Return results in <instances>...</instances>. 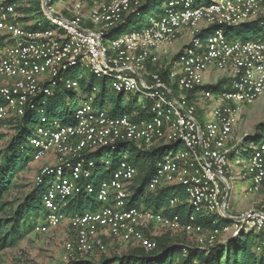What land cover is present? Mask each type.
<instances>
[{
  "label": "built area",
  "instance_id": "built-area-1",
  "mask_svg": "<svg viewBox=\"0 0 264 264\" xmlns=\"http://www.w3.org/2000/svg\"><path fill=\"white\" fill-rule=\"evenodd\" d=\"M45 19L22 21L16 5L0 0V119L36 109L42 115L47 98L60 87L79 89V81L68 72L76 67L110 79L115 93L132 94L149 102L148 116L112 115L95 106V91L87 95L74 114L73 124L58 120L36 127L30 139L33 161L52 155L56 162L44 166L35 178L54 180L43 194L45 219L36 222L35 232L47 231L68 222L74 240L65 243L63 259L107 251V238L137 243L149 250L157 241L147 230L151 224L179 229L194 239L198 248H208L245 230L264 232V205L240 215L230 210L232 166L250 177V191L264 187V138L245 149L234 143L243 105L264 94V38H231L224 29L206 41L201 32L212 25L231 27L259 21L264 25V0H168L160 16L151 17L140 29L107 38V33L125 21L146 0H69L56 11L52 0H40ZM88 22L85 26L84 23ZM190 41L173 63L165 81L149 64L159 62V52L181 34ZM177 65V67H175ZM226 73L221 88H209L211 72ZM204 100L209 118L203 125L196 115ZM132 141L138 147L180 141L183 148L156 163L148 189L182 185L193 209L183 223L178 215L168 217L144 206H129V187L138 170L124 155L108 179L96 187L89 182L95 168L108 166L110 158L89 157L99 149H115ZM93 195L99 207L66 213L63 203L81 190ZM178 202L170 198V205ZM217 215L211 229L197 222L198 216ZM226 214L229 215L226 216ZM189 245L183 246V254ZM193 264H198L194 261Z\"/></svg>",
  "mask_w": 264,
  "mask_h": 264
},
{
  "label": "trees",
  "instance_id": "trees-1",
  "mask_svg": "<svg viewBox=\"0 0 264 264\" xmlns=\"http://www.w3.org/2000/svg\"><path fill=\"white\" fill-rule=\"evenodd\" d=\"M8 1L16 5L22 21L36 19L42 21L45 26H50L49 21L44 17L40 0ZM195 1L204 2V0ZM167 2L168 0H146L139 7L138 12L130 13L125 21L112 28L106 37L110 38L140 29L144 26L145 15L152 10L157 11V17L162 15ZM218 29L225 31L236 29L238 34L235 38L240 40L264 38V25H261L259 21H251L231 27L212 25L206 29L203 41H206ZM182 51L183 49L167 64L162 65L158 62L149 64L148 68L159 72L161 77L168 81V72ZM84 71L76 67L68 72L79 81L78 91L70 92L71 89L66 87L56 89L47 98L44 114L41 115L36 109H27L23 115L13 114L0 119V252L16 247L28 235L36 233L34 231L36 221L40 216L47 214L42 197L54 177L45 175L42 181L37 183L35 180L26 182L22 175L33 163L30 139L35 135L38 125L52 120H58L62 124H73L76 109L87 95L93 93L94 87H96L94 103L98 108L107 109L112 115L127 114L135 120L148 116L147 99H139L132 94L127 96L126 93H115L111 89L109 78L92 73L85 76ZM217 84V88H221L225 83L222 80ZM208 87L216 88L212 84ZM43 117H46L45 122L42 120ZM263 131L264 123H259L253 134L245 135L239 147L245 149L262 140ZM183 147L180 141L160 143L149 148L138 147L134 142L126 141L119 143L115 149H99L88 156L106 153L105 156L110 158V164L106 167L98 165L89 182L97 187L100 181L108 179L119 158L124 156L125 152H130L136 159L127 158L136 166L138 173L129 187V206H144L161 211L168 217L178 215L185 223L189 220L193 209L187 201V194L182 185H168L156 190L148 189V181L155 171L157 161ZM171 197L178 198L174 206L170 205ZM98 207L95 197L88 195L84 189L63 203V211L66 213L84 212ZM216 220L220 224L225 222L214 214L199 215L197 218V222L203 224L205 229H211L213 221ZM152 237L157 241V247L152 250L141 245H134L121 253L102 255L97 261L77 255L66 264H193L194 261L198 264H264V232L262 231L243 230L237 237L208 248L191 245L188 237L172 235V232ZM184 245L190 246L187 254H183Z\"/></svg>",
  "mask_w": 264,
  "mask_h": 264
},
{
  "label": "rangeland",
  "instance_id": "rangeland-1",
  "mask_svg": "<svg viewBox=\"0 0 264 264\" xmlns=\"http://www.w3.org/2000/svg\"><path fill=\"white\" fill-rule=\"evenodd\" d=\"M65 3H69V0H63ZM56 11L62 9V5L59 1L54 3ZM156 10H152L144 17V25L148 24L151 17L157 15ZM34 19L29 20L30 22ZM85 26L88 25L86 21ZM231 38H235L238 31L230 30L225 31ZM205 32L200 33V37H203ZM260 38V37H258ZM190 41L188 34H181L172 44L166 45L159 52V62L162 65L167 64L170 60ZM177 67V65H175ZM89 71L85 70L84 75L89 76ZM215 78L218 81H228L227 75L222 70L211 72L208 77V83H216ZM9 79L0 78V82H9ZM218 84H215L217 88ZM218 89V88H217ZM78 91L71 89L70 92ZM128 96V94H127ZM142 99V95H140ZM196 115L200 122L204 125L209 118L208 106L204 100H200L197 105ZM259 123H264V94L260 96L256 101L251 104L243 105L241 109L240 122L237 129L234 131V143L242 141L246 134H253L255 128ZM264 136V131H263ZM1 145V142H0ZM171 154V153H170ZM106 153H101L98 158L105 157ZM126 157H131L133 160L135 156L130 152H125ZM56 162V158L52 155L46 156L41 160L33 161L30 167L25 170L22 175L26 182L35 180L40 170L46 165H52ZM231 174L235 177L231 182L230 191V212L234 215H240L250 209H255L261 205H264V187L260 192L250 191L251 180L250 177L244 178L243 173L237 166H232ZM45 219V216H40L36 222H41ZM151 235H161L166 232H172V235H178L179 237L186 236L191 245H195L194 239L187 235L183 230L177 231L168 229L161 224H151L147 230ZM228 235H226L227 237ZM75 235L68 222H63L57 227L51 228L47 231H41L31 233L25 239H23L16 247L9 248L0 252V264H66L67 261L63 259L65 254V243L70 240H74ZM107 251L104 253L94 252L92 254H82L78 257H85L93 261L100 259L102 255H112L115 253H121L126 251L131 246L138 245L137 243L124 242L115 238H107ZM132 244V245H131Z\"/></svg>",
  "mask_w": 264,
  "mask_h": 264
},
{
  "label": "water",
  "instance_id": "water-1",
  "mask_svg": "<svg viewBox=\"0 0 264 264\" xmlns=\"http://www.w3.org/2000/svg\"><path fill=\"white\" fill-rule=\"evenodd\" d=\"M226 216L229 217L228 214H226ZM235 235H236V233L234 232V233L230 234L229 236H227L225 239L219 241L218 243H225L226 241H228V239L235 237Z\"/></svg>",
  "mask_w": 264,
  "mask_h": 264
},
{
  "label": "crops",
  "instance_id": "crops-1",
  "mask_svg": "<svg viewBox=\"0 0 264 264\" xmlns=\"http://www.w3.org/2000/svg\"><path fill=\"white\" fill-rule=\"evenodd\" d=\"M238 127V126H237ZM237 129V128H236Z\"/></svg>",
  "mask_w": 264,
  "mask_h": 264
}]
</instances>
